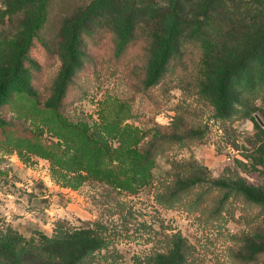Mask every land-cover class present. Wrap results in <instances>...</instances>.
<instances>
[{"label": "rangeland", "instance_id": "374dc122", "mask_svg": "<svg viewBox=\"0 0 264 264\" xmlns=\"http://www.w3.org/2000/svg\"><path fill=\"white\" fill-rule=\"evenodd\" d=\"M205 6L192 1L183 9L187 32H175L167 72L150 85L165 23L155 47L148 44L151 22L136 25L123 48L131 7L122 0H0V79L20 53L30 61L20 81L40 99L17 93L13 83L7 97L0 90V237L42 243L60 230L98 228L109 246L96 251V262L117 250L126 264H144L164 251L165 234L178 233L192 247L191 264H264V255L249 259L264 235V209L221 186L264 183L253 158L264 143V59L243 64L231 79L227 115L219 114L215 95L223 66L251 49L240 27L254 16L263 21L264 0H222L215 14ZM142 15L135 12L133 21ZM85 18L76 35L72 27ZM35 26L25 52L22 42ZM189 34L193 41L183 43ZM74 36V71L55 110ZM203 58L210 69H202ZM91 137L106 148L99 170L121 179L131 178L136 163L129 150L158 140L152 183L129 193L86 170L65 169L71 139L89 149ZM177 183L194 185L167 205L164 196Z\"/></svg>", "mask_w": 264, "mask_h": 264}, {"label": "trees", "instance_id": "16d2710c", "mask_svg": "<svg viewBox=\"0 0 264 264\" xmlns=\"http://www.w3.org/2000/svg\"><path fill=\"white\" fill-rule=\"evenodd\" d=\"M112 1L113 0H104ZM123 2L130 5L129 14L123 17L125 21V37L121 40L122 47L126 48L129 46L135 34L134 28L136 25H143L148 27L151 22H154L155 31L149 36L148 44L155 47L159 43L158 32L163 31L164 27L162 23L167 25L165 39L159 45V55L155 64V68L152 72V78L150 85L154 84L157 80L166 74L167 67L170 63L171 57L174 55L175 48V32L179 29L186 31L188 20L183 13V9L187 7L188 3L192 1L205 2L206 6L204 12L206 14H215L217 10H220L222 0H122ZM42 3V2H40ZM96 5L98 2H94ZM94 4V5H95ZM95 5V6H96ZM97 8V6H96ZM91 9V8H89ZM98 9V8H97ZM91 10H94L92 7ZM137 11H142L143 15L139 20H134L133 15ZM89 18V17H87ZM86 18L83 19L79 24L74 25L71 30L76 29V35L78 28L84 25ZM192 26H190L191 29ZM245 32L249 33L251 41V49L243 57L236 61H232L233 64L229 63L221 69L222 73L219 76L217 86L215 88L216 101L218 105L219 114L222 116L227 115L230 109V101L228 99V88L229 83L233 76L242 69V65L254 60L259 57L264 59V19L262 22H258V16L253 17V21L249 24L244 22L243 27ZM201 29V28H200ZM36 26L29 32L27 39L22 42L23 47L21 50L27 51L30 47L31 35L34 33ZM180 31V30H179ZM244 32V31H243ZM158 41V42H157ZM193 41V34H189L183 39V43ZM194 41H197L194 39ZM204 42V40H202ZM77 44V38L74 36L69 46L65 49L64 62L65 67L62 70L60 82L56 85V97L54 104L50 101V106L55 110L60 106L64 95L67 91V86L70 81L71 75L74 71L75 65V47ZM205 51V49H204ZM205 58V56H204ZM202 59V69H210L207 66V61ZM27 62H30L24 56L17 55L15 60L11 61L8 68L6 69L5 76L0 79V90L2 91V97H7L8 86L15 84V91L17 93H27L29 96L36 98L37 103L40 101L37 95L28 91V86L22 84L21 73L25 69ZM8 82V83H7ZM4 91V92H3ZM0 97V99H2ZM53 102V101H52ZM3 101L0 100V105ZM49 106V107H50ZM5 126L0 121V128ZM83 127L75 126L76 132H82ZM89 140L90 146L87 147L79 144L77 140L71 139L75 144L71 149L73 152L70 156L60 162L65 169L70 170H86L90 174L95 175L100 179H106L113 186L118 187L121 190L129 193H136L145 186L152 183V169L156 157L155 145L158 140L154 141L153 145L147 149H130L129 153L133 156L136 163L133 166V172L131 178H117L114 177L112 172L105 169L99 170L97 163L101 152L105 151L106 148L103 144L97 143L93 137ZM172 141H176L175 138H171ZM254 163L261 165L264 169V143L256 148L254 151ZM60 165V164H59ZM61 166V165H60ZM239 182L232 183L230 185H221L224 189H229L231 193L239 194L245 201L254 203L261 206L264 209V183L254 186L238 184ZM194 184L187 185L185 187L180 186L178 183L176 187H170L167 195L164 196V202L167 205L172 202L178 195L183 193L188 188L193 187ZM163 202V203H164ZM261 218V225L264 226V214ZM261 231H257L259 233ZM102 231L98 228L92 230L90 227L71 232L69 230H60L55 236L50 239H44V242L40 243H25L21 241L18 236L9 234L7 237H0V264H126L123 261L122 255L114 250L110 256H102L98 262L95 260L96 251H101L108 248L109 236H104ZM261 236V235H259ZM163 246L161 250L163 252H157L154 256H150L145 260L144 264H162L161 261L165 258L173 261V264H191L190 258L193 254L191 246L187 239L178 233L165 234ZM260 242L255 244L256 248L251 255L253 259L254 255H264V235L259 239ZM110 253V252H109ZM139 264H142L140 262Z\"/></svg>", "mask_w": 264, "mask_h": 264}]
</instances>
